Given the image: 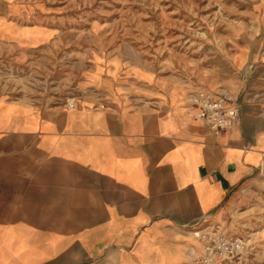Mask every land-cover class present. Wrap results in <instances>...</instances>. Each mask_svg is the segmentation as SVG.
Here are the masks:
<instances>
[{
    "label": "crops",
    "instance_id": "crops-1",
    "mask_svg": "<svg viewBox=\"0 0 264 264\" xmlns=\"http://www.w3.org/2000/svg\"><path fill=\"white\" fill-rule=\"evenodd\" d=\"M258 8L222 91L199 87L240 104L217 134L196 117L191 89L149 71L135 77L143 102L49 107L0 94V264L196 263L191 229L226 223L264 180V1ZM3 32L0 42L32 40Z\"/></svg>",
    "mask_w": 264,
    "mask_h": 264
},
{
    "label": "rangeland",
    "instance_id": "rangeland-1",
    "mask_svg": "<svg viewBox=\"0 0 264 264\" xmlns=\"http://www.w3.org/2000/svg\"><path fill=\"white\" fill-rule=\"evenodd\" d=\"M260 1L0 0L3 35L32 37L0 42V94L49 107L101 105L123 95L143 102L148 90L137 84L140 71L187 90L212 81L222 91L234 52L255 34ZM261 184L221 223L256 245L254 264H264ZM195 238L200 264L204 247Z\"/></svg>",
    "mask_w": 264,
    "mask_h": 264
},
{
    "label": "built area",
    "instance_id": "built-area-1",
    "mask_svg": "<svg viewBox=\"0 0 264 264\" xmlns=\"http://www.w3.org/2000/svg\"><path fill=\"white\" fill-rule=\"evenodd\" d=\"M188 99L190 105L196 108V117L210 127L215 134L231 127L241 113L237 98L228 91L219 92L199 88L189 91ZM191 230L203 243L204 251L200 264L211 262L254 264L250 254L256 245L247 246L246 242L249 244L250 239L239 234L227 233L221 223L194 226ZM248 234L250 237L251 234Z\"/></svg>",
    "mask_w": 264,
    "mask_h": 264
},
{
    "label": "bare ground",
    "instance_id": "bare-ground-1",
    "mask_svg": "<svg viewBox=\"0 0 264 264\" xmlns=\"http://www.w3.org/2000/svg\"><path fill=\"white\" fill-rule=\"evenodd\" d=\"M251 234V233H250Z\"/></svg>",
    "mask_w": 264,
    "mask_h": 264
}]
</instances>
